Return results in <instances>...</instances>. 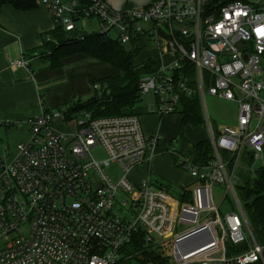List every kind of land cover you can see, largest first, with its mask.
<instances>
[{"label": "built area", "instance_id": "2783aa9c", "mask_svg": "<svg viewBox=\"0 0 264 264\" xmlns=\"http://www.w3.org/2000/svg\"><path fill=\"white\" fill-rule=\"evenodd\" d=\"M39 1L54 29L73 33L84 29L81 20L95 19L99 34L115 32L109 38L123 45L141 39L155 45L158 64L139 79L138 93L154 96L157 115L177 114L183 96L197 94L203 106L207 95L235 104L237 125L233 147L222 148L203 113L213 150L203 166L172 141L175 164L196 180L190 200L182 201L149 177L132 181L130 172L159 145L144 135L138 116L94 118L69 106L41 108L16 124L29 131L16 154L5 148L0 154V264H119L140 233L147 246L170 245L167 264H264V235L255 237L235 194L255 162L264 165V0L209 7L199 0L193 6L153 0L125 11L101 0L87 6ZM28 65L20 58L10 68ZM224 132L218 129L220 142ZM96 147L108 159L97 161ZM111 162L123 171L117 185L105 174ZM216 185L225 187L226 198L231 194L233 211L220 213L212 198ZM191 236L186 247L193 249L184 252L179 242Z\"/></svg>", "mask_w": 264, "mask_h": 264}, {"label": "crops", "instance_id": "0c3cea01", "mask_svg": "<svg viewBox=\"0 0 264 264\" xmlns=\"http://www.w3.org/2000/svg\"><path fill=\"white\" fill-rule=\"evenodd\" d=\"M101 1L113 10L125 11L139 9L153 0ZM175 1L193 6L198 0ZM206 1L208 0H199L200 3ZM53 31L52 18L39 0H37V8L28 12L17 11L9 5L2 7L0 12V125L6 130L13 125L12 123H22L35 116L41 108L55 109L67 106L73 101L90 99L94 95V86L98 85L92 88L90 79L99 80L113 74L108 66L80 55L63 59L59 67H50L41 53L44 43L49 41ZM150 45L152 44L147 43L145 39L139 40L138 47L140 49L143 47L139 53L143 55V58L139 62L148 58H158L157 48L155 45H152L153 48ZM20 58L29 61L28 70L13 71L10 64ZM140 117H142L140 124L144 135L157 137L159 145L149 154L145 163L130 172L132 181L139 183L146 177L151 179V175L155 176L177 185L179 193L174 197L181 199L186 196L188 198L185 201H189L192 189L189 186L196 185V180L175 164L172 151L168 150V145L172 146V139L180 131V116H159L153 110L149 113L143 111ZM24 129L23 141L29 137L28 128L24 126ZM202 129L208 131L205 119ZM184 138L190 143L209 140V136L194 142L185 136ZM139 167L142 169L139 170Z\"/></svg>", "mask_w": 264, "mask_h": 264}, {"label": "trees", "instance_id": "16d2710c", "mask_svg": "<svg viewBox=\"0 0 264 264\" xmlns=\"http://www.w3.org/2000/svg\"><path fill=\"white\" fill-rule=\"evenodd\" d=\"M77 1L82 6H87L91 2ZM230 1L233 0H208L203 5L209 7L219 2L225 4ZM5 5L17 11L28 12L37 8V0H0V12ZM123 46L117 40L102 34H86L83 29L73 33H66L60 27L54 29L49 41L42 47L45 51L41 53L50 67H59L63 59L80 55L104 64L113 71V74L106 78L90 79L92 88L98 84L99 89L93 88L94 95L88 100H77L68 104L73 112L85 110L92 113L94 118L121 115L139 117L143 113V109H136V103L140 99L138 82L143 75L154 71L158 60L153 57L138 62L136 58L143 47L140 49L138 45L133 47L128 45L129 48L126 50ZM180 103L179 112L176 114L181 118L179 153L189 157L196 165H205L213 158L209 140L190 143L183 137L186 127L204 125L200 99L197 94L190 98L183 96ZM236 192L249 226L255 237L259 238L264 235V165L257 170L254 181L249 182L246 178L243 184L237 187ZM186 198L188 197L184 196L181 199L185 201ZM141 235L140 233L133 238L125 248V254L131 253L136 258H134L136 264H167L169 258L155 251L154 246H147ZM140 252H145L143 254L145 257L138 256Z\"/></svg>", "mask_w": 264, "mask_h": 264}, {"label": "rangeland", "instance_id": "374dc122", "mask_svg": "<svg viewBox=\"0 0 264 264\" xmlns=\"http://www.w3.org/2000/svg\"><path fill=\"white\" fill-rule=\"evenodd\" d=\"M249 1H253V0H249ZM80 24L81 26H83L84 28L83 32H85L86 34H99L100 33L99 24L97 23L95 19H89V20L83 19L81 20ZM143 27L144 29H147V26L143 25ZM114 33L115 32L111 33L109 37L112 38L114 36ZM152 45L150 46L153 48ZM123 47L126 50L129 48L128 45L126 44ZM43 51L45 50H42V52ZM142 58H143V55L142 56L139 55L136 58V61L139 62ZM262 97L264 98V94L262 95ZM139 98H140L139 101L136 103V109L141 108L148 113L153 112L154 106H155L154 96L150 94V95L141 96ZM201 109H202V112L205 114V116L209 120L210 127L213 132V137L216 140L217 144L220 145V147L222 148H230V147L232 148L233 141H232L231 136L233 134V130L236 128V125H237V109H236L235 104L227 102L225 100H220V99L205 95L204 105L201 106ZM175 116H178V115H174V117ZM141 119L142 117L139 116L140 122H141ZM175 120L176 119H174V123H176ZM12 124L13 125L7 130L6 128L0 125V154L3 151V148H5L7 149V153L10 156H14L16 154V145L19 142L23 141L24 139V135H23V133L25 132L24 127L19 128L16 126L17 123H12ZM218 129L225 130L224 141L220 142ZM184 136L187 137L190 141L194 142L196 140H201L203 137L208 138L209 133L207 129H202V125H201L199 127H188L187 129L183 131V137ZM174 140L177 141L178 143L180 142V131L176 134L174 139H172V141ZM168 150L172 151L170 145H168ZM91 153L97 161H104L108 159L107 154L101 147H96L92 149ZM261 167H262V161L261 160L256 161L253 166V171L248 173L244 177V179L248 178L249 182L254 181V179L256 178V172ZM141 169L142 167L141 168L139 167V170ZM184 172L188 174V172H186L185 170ZM105 174L114 185H117L123 176V171L117 163L111 162L105 168ZM238 175L241 176V173L238 172ZM151 180L152 182L157 181L158 184L170 186V191H171L172 196H176L179 193V187L171 182L157 178L152 175H151ZM194 186L195 184H192L189 186V188H193ZM235 194L237 195L236 190H235ZM117 198L118 200H121L119 196ZM212 198L216 206L221 205L220 213L222 215L234 210V208L231 206V200H230L232 199L231 194L228 193V197L227 198L225 197V187L223 185H216L213 187ZM258 242L262 244L260 240ZM154 248H155V251L161 252L163 256L168 257V258L170 257L172 259V249L170 248V245L167 242L158 244L154 246ZM140 253H138V256H140L141 258L145 257L143 256L145 252H142L141 254ZM125 257L126 258L119 264H136V261L134 260L135 257H133L131 253H126ZM168 261H170V259ZM146 264H152V263H146Z\"/></svg>", "mask_w": 264, "mask_h": 264}, {"label": "water", "instance_id": "95a60500", "mask_svg": "<svg viewBox=\"0 0 264 264\" xmlns=\"http://www.w3.org/2000/svg\"><path fill=\"white\" fill-rule=\"evenodd\" d=\"M191 238H192V236H191V237H186V238H184L183 240H181V241L179 242V246L182 248V250H183L184 252H188V251H190V250L193 249V248H187V247H186V242H188Z\"/></svg>", "mask_w": 264, "mask_h": 264}, {"label": "snow or ice", "instance_id": "6c2138e0", "mask_svg": "<svg viewBox=\"0 0 264 264\" xmlns=\"http://www.w3.org/2000/svg\"><path fill=\"white\" fill-rule=\"evenodd\" d=\"M262 35H264V33H262Z\"/></svg>", "mask_w": 264, "mask_h": 264}]
</instances>
